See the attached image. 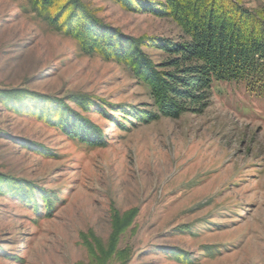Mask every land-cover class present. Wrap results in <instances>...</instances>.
<instances>
[{
    "label": "rangeland",
    "instance_id": "rangeland-1",
    "mask_svg": "<svg viewBox=\"0 0 264 264\" xmlns=\"http://www.w3.org/2000/svg\"><path fill=\"white\" fill-rule=\"evenodd\" d=\"M104 23L136 38H176L168 18L114 0H81ZM263 12V0H241ZM153 60L156 49H144ZM244 79L213 86L209 105L177 118L110 125L91 119L106 145L69 140L60 130L0 102V172L54 191L51 215L0 194V264H99L88 242L115 251L104 264H264V98ZM67 99L88 94L149 106L127 67L85 55L74 39L37 18L28 0H0V90ZM77 109V106L68 101ZM25 140L49 148L45 157ZM116 216L127 219L116 234ZM98 245V246H97ZM115 253V252H114ZM127 254V255H126ZM126 255V256H125Z\"/></svg>",
    "mask_w": 264,
    "mask_h": 264
},
{
    "label": "trees",
    "instance_id": "trees-1",
    "mask_svg": "<svg viewBox=\"0 0 264 264\" xmlns=\"http://www.w3.org/2000/svg\"><path fill=\"white\" fill-rule=\"evenodd\" d=\"M264 1V0H263ZM128 10L170 19L179 29L176 38H136L104 23L81 0H28L37 18L64 36L75 40L85 55H98L127 67L130 75L152 99L142 107L112 103L88 94L67 99L30 92L26 89L0 90V102L14 112L32 116L60 130L69 140L98 147L106 145L105 135L90 118L97 114L110 125L128 129L126 124L149 123L158 118H177L186 111L201 112L210 102L213 86L219 82L244 79L264 98V17L259 10L244 7L241 0H114ZM144 49H156L153 60ZM68 101H72L75 109ZM25 146L45 157L55 154L46 146L25 140ZM0 194L51 215L58 198L54 191L34 182L0 172ZM116 234L125 229L128 218H115ZM114 236L110 249L100 246L104 257L115 254ZM97 245V246H98ZM115 252V253H114ZM168 254L192 264L186 251L172 248ZM127 255V254H126ZM125 255V256H126Z\"/></svg>",
    "mask_w": 264,
    "mask_h": 264
}]
</instances>
